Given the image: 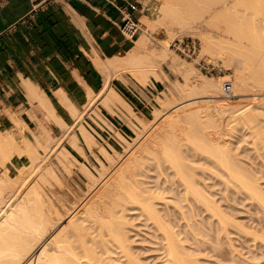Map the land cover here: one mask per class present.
Here are the masks:
<instances>
[{"label":"bare ground","instance_id":"obj_1","mask_svg":"<svg viewBox=\"0 0 264 264\" xmlns=\"http://www.w3.org/2000/svg\"><path fill=\"white\" fill-rule=\"evenodd\" d=\"M235 1L229 3V0H164L163 3L161 2L162 7H159L162 13L158 20L145 18L148 17L146 15L141 19V23L145 24L146 28L159 22L166 24V26L170 23L169 25H172V27L178 24L180 27L178 25L174 28L168 26L170 30L172 28L171 31L176 30L171 33L173 36L178 32H193L200 37L204 50H214L218 53L229 50L234 40L244 38V48L248 51L250 59L245 61L243 70L235 72V95L247 96L251 90L255 89H259L264 94V60L261 61L262 57L254 56V53L264 52V45L258 46L250 41L246 42V40L256 39L258 36H260L258 39L263 41L261 38L264 36V0H244L248 3H244L243 0H241L243 3L240 0ZM147 43L148 39L143 33L138 37L127 57L111 59L107 63L101 62L99 58H94L97 66L103 71L105 80L99 91L95 92L91 88L88 89V99L82 108H78L71 102L67 103L61 97V94L57 93L60 100L69 109L70 114L73 115L75 119L73 124L65 123L60 115L58 116L54 112L45 96L39 93L37 86H34L31 81L25 82L29 96L38 100L39 106L45 111L44 116L46 119L54 122L59 131L58 134H53L47 128L39 131V133L33 132L32 136L26 135V138L23 136L20 139L24 140V146H21L20 139L14 136L13 133L0 132V169L4 168L0 173V214H2L0 217V264H149L147 257H142L146 252L143 247H139L140 245L136 243L139 241L158 244L160 248L155 246L154 249L161 250L158 255L161 258L160 264H198L197 260L200 261V259H197V257L193 258L192 261H187L186 258L190 253L192 254L195 247L199 251L201 238L205 236V233L208 235L209 231L217 229L218 217L221 215L227 216V209L224 207L226 203L229 204L228 206L232 210L231 213H233V216H229V220L233 217L230 222L233 225H231V228H234V230L232 229L234 237L230 238V242L245 239L243 242L246 243L250 236L257 238L253 241L255 243L258 241V236L262 240H259L256 245H261L264 242V162H257V156L259 158L263 157L261 159L264 161V155H262L264 151L263 149L258 150V143H254L257 136L261 137L264 134V130L260 131V129H264L261 128L264 125V118L261 119L262 122L256 117L257 121L263 124L260 123L261 126H258L260 125L259 122H255L256 115L264 114V95L253 96L254 94L251 93V96H244L245 98L242 97V101H233L230 105L222 100L215 101V98L220 96L223 90L221 85L223 86L224 81H230V79L225 80V77L230 74L220 76L219 79L201 77L200 74L198 78H194L191 75L192 73L196 74L193 68L188 67L186 69L183 64L176 63V71L181 73L183 79L186 81L191 75L194 81L190 84L187 83L189 86L188 92L179 86L177 81V83L172 82L173 85L169 90L158 91L159 94L152 111L154 118L148 121L141 115L136 114L134 106L124 99L111 84L112 77L119 68L130 72L137 82L142 85L147 81L149 82V80L154 84L151 77L153 73L155 78H160L159 69L149 59L151 53H149L150 55L145 53L148 50ZM168 49L167 46H164V52L162 51L166 57H168ZM153 53L156 55V52ZM158 56L162 57V54ZM162 58L164 59V56ZM173 68L175 67L173 66ZM248 84H251L252 88H247ZM117 109L122 111L125 117L129 118V121L131 120L134 125L138 126L140 132L144 131V133L147 132V135L150 134L147 138L145 137L143 143L141 142L139 149H135L136 153L130 155L129 158L126 157L121 164L119 163L120 167L113 171L107 182L103 181L102 186L95 193L93 192V197L87 204H82V207L81 205L78 206L79 208L76 211L71 209V213L69 212L71 210H68L70 213L68 216L65 213L68 223L60 226L58 223L64 221L66 217L59 209L58 211L52 210L49 206L50 202L48 203V200L46 201L40 195L42 193L41 183L44 182V184L47 183L48 186H51L53 180L61 187V177L57 172L61 163L70 172H72L71 166L76 165L71 158L70 148H75L81 151L82 154L85 153V146L92 149L98 143L94 131L101 127L99 131L103 135L102 130L104 129L95 116L100 115L102 118V114L107 115L110 113L118 114L117 116L122 118ZM228 109L232 114L231 122L234 121L236 125L235 128V125H231L232 128L230 127L231 129L234 128V133L229 139L232 147L228 145L229 143H225L226 138H224L225 142L221 141V137L225 135V132L223 133L222 129H219L222 126L224 127L225 124L223 125L221 121H218L220 113L223 114ZM214 111H220L219 115H217L218 112ZM215 113L218 116L217 119ZM251 123H253V126L260 127V129L257 127L256 129L262 135L255 136L254 133L252 134L257 130L254 129L255 131H253L252 128L248 127ZM212 125L217 126L219 131L215 134L211 130L208 131L212 134L205 132L208 126L213 129ZM246 126L252 132L247 130ZM148 131L151 132L148 133ZM230 134L228 135L231 136ZM253 135L255 138H253ZM249 138L255 139L254 142H251ZM257 139L259 138L257 137ZM109 140L111 142L108 143L106 148L101 149L100 147L108 159H113L115 157L113 154L124 157V153L132 148L128 146L137 141L135 139L136 141L133 142L130 139L129 132L121 129L117 130V136ZM260 141L262 142L261 139ZM123 142L126 145L120 151L117 145L124 144ZM188 143H193L199 148L201 146L200 149L205 144L206 150L204 146L202 149L205 151L208 150L209 144L213 145L210 147L216 146L218 152L210 147L208 152L211 153L213 150L214 154L212 155L214 157L217 154L216 158H220V160L223 158L220 161L222 162L221 167L214 165L218 170L214 167V172L209 170L211 172L209 173L208 170H205L207 173L203 171L202 175L196 172L200 176H196L194 172L187 175V172L183 170L184 164L182 167L181 163L170 159L171 157L175 159L177 156L180 161L183 158L185 159L183 157L185 153H182L189 148L186 147L189 145ZM251 143L254 144L252 148L258 152V155H256V151L254 153L256 158L251 157V155L254 156V154H251L253 151V149L251 151ZM262 145H264L263 142ZM183 146L186 147L184 151L181 150ZM40 148L43 149V152H40ZM150 150L167 153L168 155H165L169 157L170 162L172 161L169 166L167 164L168 158L163 155L167 164L163 165L164 160L161 156L163 163L160 164V168L162 166H168V168L162 167L164 169L161 172L160 169L157 170L159 167L157 168V165H155L158 163L152 164V169L156 168L155 172L157 170L156 175L153 176L150 174V168L149 172L146 171V165L142 161L144 158L141 157L144 151L149 154ZM154 151L152 153H155ZM181 151L182 153H180ZM261 151H263L262 154ZM25 152H28V157L24 155ZM176 152H178V155ZM185 152H188V149ZM157 153L154 155L156 156ZM15 154L22 159V162L12 160V156ZM53 157H57L58 161ZM191 157L192 155H190ZM115 158L114 161L117 160ZM111 159L109 161L114 163ZM156 160L159 161L160 159ZM99 162L102 166L104 165L102 161L99 160ZM173 165H177V168L181 165V168L177 170ZM105 167L104 170H106ZM210 167L213 168V163H210ZM169 168L172 169V172L174 171L173 174L170 173ZM212 168L208 167L211 170ZM63 169H59V171ZM107 169L109 170V168ZM28 170H30L29 173L36 171L35 178L32 183H29L25 195L13 200L16 191L8 185V181L17 173L22 174ZM78 170L88 177L86 178L89 180L91 187L98 182L85 164H80ZM164 170H168V172L163 173ZM175 170L179 172L176 173ZM160 172L162 175H160ZM60 173L63 174L64 172ZM103 173L104 171L100 175ZM175 173L177 175L181 174V176L178 175L179 178H177ZM163 174L164 179L161 178ZM166 174L169 177H166ZM26 177L28 175H25ZM64 186L62 185L63 188ZM52 188L54 189L53 185ZM243 202L246 206L250 205L247 208L243 204L248 209L247 211L245 207V211L242 209ZM50 205L52 206L53 202ZM71 206L69 207L73 208ZM54 207L56 208V206ZM239 208L243 213L248 211L253 213L256 210L255 213L259 215L258 220L253 219V217L249 220L244 218L247 221L242 220L243 218L239 214L242 215L243 213H239ZM249 212L247 214H250ZM252 213L246 217H251ZM250 231H253V233ZM256 233L260 234L257 235ZM189 242L190 245H194L193 249L189 245L192 249L191 252L188 251L191 249L187 248L186 245ZM218 242V244L222 243L220 240ZM230 244L234 247V243ZM198 251L194 253L197 255ZM255 254L253 256L259 255Z\"/></svg>","mask_w":264,"mask_h":264},{"label":"rangeland","instance_id":"obj_2","mask_svg":"<svg viewBox=\"0 0 264 264\" xmlns=\"http://www.w3.org/2000/svg\"><path fill=\"white\" fill-rule=\"evenodd\" d=\"M143 4H144V6H145V9H143L142 11H139V12H137V16L139 17V19H140V25H141V30H140V32H139V34H138V36L134 39V45H135V43H136V40H138V37H140L143 33H144V35H146V37H147V39H148V43H147V49L148 50H146L145 51V53H151V55H150V57H149V59L152 61V63H154L155 64V67L156 68H158L159 69V72H160V78L158 79V78H155V75H154V73L152 74V78H153V82H154V84L151 82V80H149V82H151V83H149L148 81L147 82H145V83H143V85L141 84V83H138L137 82V80L135 79V77H133L132 75H131V73L130 72H128V71H123V68L122 69H117L118 71L115 73V75L113 76V77H115V78H118V80H120L121 81V83L124 85V89H126L127 91H129V93L133 96V98L136 100V101H138L140 104H142V103H144V105L142 104V106H145V108L148 110V113L146 114V116H143L142 115V110H141V108L140 107H137V104H135V103H132L130 100H132L131 98L129 99V97H127V96H124V94H123V91H121V89H118V88H116V87H114L113 85V87L117 90V92L121 95V96H123L124 97V99H126L131 105H133L134 106V108H135V110H136V114H138V115H141L144 119H146V120H152L153 118H154V113H152V111L154 110V107H155V101H156V98H157V96H158V94H159V92H162L163 90H169L170 88H171V86L173 85L172 84V82L173 83H177V82H179V83H177L179 86H181L186 92H188V89H189V86H188V84H190L192 81H194V80H192V77H191V75H193V77L195 78H198V76H200L201 75V77L202 76H205L206 78H216V79H219V77L220 76H225V75H229V76H227V77H225V80L226 79H230V81L232 82V85H233V91H232V93H230V94H226L225 92H223V90H222V92L220 93V96H218V97H216L215 98V101H220V100H222V101H225L227 104H231L233 101L234 102H237V100H238V102L239 101H242V97H244V96H237V95H235V90H236V88H235V72L236 71H241V70H243V67H244V63H245V61H249V59H250V57H249V54H248V51L244 48V43H245V39L244 38H241L240 40L239 39H236V40H234L233 41V44L231 43V45H232V47L229 49V50H226V51H223L222 53H218V52H216V51H206V50H204V47H203V45H202V41H201V39H200V37L197 35V34H194L193 32H178V33H175L174 34V36L171 34V33H173V32H175V31H171L172 30V28H174L175 26L177 27V25L178 24H176L175 26L173 25V27H172V25H169L170 23H168L167 24V26H166V24H163L162 22H159V23H157V24H155V25H153V26H151V27H147L146 28V26H145V24H142L141 23V19L144 17V16H148V17H145V18H148V19H150V20H154V21H157L159 18L158 17H160L161 16V13H162V11H160L161 9L159 8V7H162V3H163V1L164 0H140ZM228 1V0H227ZM230 1L232 2L233 0H229V3H230ZM235 1V0H234ZM239 1V0H238ZM244 1V0H243ZM147 2V3H146ZM162 2V3H161ZM240 2H242L241 0H240ZM240 2H238V3H240ZM247 3H248V1H246ZM245 1H244V3H246ZM233 3V2H232ZM243 3V2H242ZM214 4V3H213ZM216 4V3H215ZM235 4H236V1H235ZM233 5V4H232ZM216 6V5H215ZM234 6V5H233ZM150 7V8H149ZM158 7V8H157ZM154 11H155V14H154ZM160 13V14H159ZM151 14V15H150ZM154 15V16H153ZM158 15V16H157ZM156 17V18H155ZM157 19V20H156ZM168 26H170V27H172L171 28V30L169 29L170 27H168ZM167 27H168V30H167ZM178 27H180V25H178ZM180 29V28H179ZM193 33V34H192ZM169 34V35H168ZM172 35V36H171ZM180 37H190V38H194V39H196L197 40V42L199 43V51L197 52V54L194 56V57H192V58H185L183 55H180L177 51H175L174 49H173V47L171 46V43H172V41H173V39H175V38H180ZM258 37H260V36H258ZM258 37H256V39L254 38H250V40H246V42L247 41H250L251 43H255V44H257L258 46L259 45H264V36H263V38H261L263 41H261L260 39H258ZM172 39V40H171ZM168 43V44H167ZM259 43V44H258ZM155 46V47H154ZM164 46H167V48H169L168 49V52H167V56L168 57H166V55H164L163 53H162V51L164 52V50H163V48H164ZM159 49V50H158ZM152 50V52H150ZM154 50V51H153ZM153 52H156V55H155V53H153ZM159 52V53H158ZM171 52V53H170ZM260 52V51H259ZM259 52H257V53H254V56L255 57H262L260 60L261 61H263L264 60V52L263 53H259ZM162 54V57L164 56V59L161 57V56H158V55H161ZM158 56V57H157ZM156 57V58H155ZM159 57H161V58H159ZM174 58H175V60H174ZM154 59V60H153ZM158 60V61H157ZM174 60V61H173ZM154 61V62H153ZM199 62H200V64H202L203 62H210V63H213L214 65H216L217 66V71L215 72V73H205L204 71H201V68H200V65H199ZM176 63L177 64H183V66L187 69L188 67L190 68V69H194V71H195V73L196 74H194V73H192L191 75H190V77H189V79H186V81H185V79H183L184 77H182V75H181V73H179L178 71H176L177 69H176V67H177V65H176ZM157 64V65H156ZM172 64V65H171ZM171 65V66H170ZM173 66L175 67V68H173ZM187 66V67H186ZM162 67V68H161ZM174 69H175V71H174ZM193 71V72H194ZM119 72V73H118ZM244 72H246V71H244ZM247 73V72H246ZM200 74V75H199ZM246 75H248V74H246ZM112 77V78H113ZM125 78V79H124ZM188 80V81H187ZM177 81V82H176ZM185 81V82H184ZM220 81V80H219ZM221 81H222V79H221ZM183 83V84H182ZM188 83V84H187ZM153 86V87H152ZM169 87V88H168ZM247 88H252V86H251V84H248L247 85ZM221 89H222V85H221ZM254 89V88H253ZM159 91V92H158ZM242 92H245V91H242ZM247 92V91H246ZM250 94L252 93V95L253 96H262V95H264V94H262L261 93V91H259V89L258 90H251L250 92H249ZM202 94V93H201ZM208 94V93H207ZM247 95V96H245V97H248V96H251V95ZM203 95H205L204 93H203ZM200 96V95H199ZM143 97L145 98V100H144V102H142V100L141 99H143ZM241 97V98H240ZM244 97V98H245ZM239 98V99H238ZM151 100V101H150ZM181 100H184V99H181ZM185 100H186V98H185ZM146 102V103H145ZM153 102V103H152ZM118 110V109H117ZM119 111V113L122 115V118L121 117H118L117 115H114V114H110V113H108L107 115H104V114H102L103 116H102V118H101V116L100 115H96L95 117L97 118V121L100 123V124H102V126L104 127V129L102 130V133H103V135L105 136H103V135H101V133H100V131H99V129L101 128V127H99V129L97 130L96 129V131H94V133H95V135H96V138H98L97 140H98V143L96 144V145H94L93 147H92V149L90 148V147H88V146H85V153H83L82 154V152L81 151H79V150H77V149H75V148H70V150H71V153H72V159H73V161L75 162V164L76 165H73V166H71V171L72 172H70V171H68L67 169H66V167H64V165H62V163H61V166H60V168L59 169H66V170H60L59 171V169H57V172H58V174H59V176L61 177V181H62V185L64 186V188L62 187V185H61V187H60V185L56 182V181H53L52 180V185L54 186V189L52 188V185L50 186H48L47 185V183H45L44 184V182H42L41 183V180L39 179V177H38V180L40 181V183H41V190H42V193L40 194L43 198H45L46 199V201L48 200V203L50 202L51 204H52V202H53V207L50 205V203H49V206L51 207V209L52 210H57L58 211V209H59V211L60 212H62L63 214H64V217H66V214H67V216H68V214H70L71 212H72V210L73 211H76V209L77 208H79L80 207V205H81V207H82V204H87L91 199H92V195L95 193V191L100 187V186H102V184L104 183V182H107V179H109V177H110V175L113 173V171L115 170V169H117L118 167H120V164H121V162L127 157V158H129V156L130 155H133V153H136L137 151L136 150H138L139 149V146H141V144L145 141L144 139H145V137L147 138L148 137V135L150 134L149 132H151V131H148V135H147V132L146 133H144V131L142 132H140L139 131V128H138V126H136V125H134V123H132L131 122V120L129 121V118L128 117H125V114L122 112V111H120V110H118ZM214 112H216V111H214ZM213 112V113H214ZM218 112V113H217ZM216 113H217V115H219V113H220V111H217ZM216 113L214 114L215 116H216V119H217V115H216ZM224 114V115H223ZM220 113V115H219V117H222V118H220L219 119V117H218V121H221L222 122V124L224 125V127L222 126V128H220L219 130H221L222 129V131H223V133L225 134V135H223L222 137H221V141L222 142H225L226 140V144H228L229 143V139H231V137H232V134L234 133L233 131H234V128L236 127V125H235V123H234V121H233V123L231 122L232 121V118H231V116H232V114H231V112H230V110L228 109V110H226V111H224V113ZM231 114V115H230ZM262 114H260V115H256L255 116V119H256V117H257V119L259 120V121H262L263 122V118H264V114L261 116ZM101 118V119H100ZM128 118V119H127ZM257 119L255 120V122H259V121H257ZM261 119H263V120H261ZM217 121V122H218ZM224 121V122H223ZM255 122H253V123H255ZM129 125H128V124ZM232 123V124H231ZM253 123H251V124H249V126L248 127H250V128H252V130L253 131H255V130H257L256 129V127H257V125L256 126H253ZM261 122H259V124H260ZM109 124V125H108ZM262 124V123H261ZM261 124L260 125H258V126H261ZM264 124V123H263ZM262 124V125H263ZM216 125V124H215ZM231 125H235L234 126V128L233 129H231L232 128V126ZM213 126V125H212ZM246 126V129L247 130H250V129H248V127ZM210 126H208L204 131L205 132H207V133H211L212 134V132H213V134H215L216 132H218L219 130H218V128H217V126L215 127V126H213V129L210 127ZM217 128L216 130H215V128ZM231 127V128H230ZM254 127V128H253ZM131 128H133V129H131ZM224 128V129H223ZM258 128V127H257ZM261 128H264V125L263 126H261ZM118 129H121V130H127L128 132H129V135H130V139L134 142V140L135 139H137V141H136V143L134 142L133 143V145L131 144V145H129L128 147H132L131 149L129 148V153L128 152H125L124 153V157L122 156V157H118L117 156V154H113V156H115V157H118V158H115V159H117V160H113V159H111V160H113V162L114 163H112V161H109L110 159H108L107 158V156L102 152V148L104 149V148H106L107 147V145H108V143L109 142H111L109 139L111 138V139H113L114 138V136H117V130ZM255 129V130H254ZM258 129H260V127L258 128ZM152 130V129H151ZM208 130H211L212 132H209ZM215 130V131H214ZM232 130V131H231ZM263 131L264 129H260V131ZM31 131V130H30ZM37 130H34V131H31V134L30 135H28V136H32L34 133H38V132H36ZM42 131V130H41ZM50 132H51V130H49ZM58 131H59V129H58V127H57V130H56V132H55V134H58ZM251 131V130H250ZM261 131V132H262ZM34 132V133H33ZM252 132V131H251ZM261 132H259L258 130H257V132L255 131V132H252V134L254 133V135L255 136H257L258 134L259 135H262V134H260ZM138 133V134H137ZM139 133H140V135H139ZM231 133V134H230ZM257 133V134H256ZM228 134H230L231 136H229ZM137 135H139V136H137ZM254 135H253V138H255L254 137ZM137 136V137H136ZM251 136V135H250ZM24 137L26 138L27 136L26 135H24ZM133 137V138H132ZM139 137V138H138ZM257 137L259 138V139H257ZM256 137V140L255 139H253V140H255V142L252 140V138H249L250 140H251V142H254V143H258V150H262L263 149V151H264V148H260V147H264V145H262L261 146V144H262V142L264 143V134H263V136H257ZM224 138H226V140H224ZM260 139L262 140V142L260 141ZM259 140V141H258ZM257 141V142H256ZM23 142V143H22ZM142 142V143H141ZM261 144H260V143ZM19 143L21 144V146H24V140H21L20 139V141H19ZM124 143V142H123ZM140 144V145H139ZM189 144V145H188ZM188 144H186V145H188V146H186V147H189V148H187L188 149V152H185V151H187V149L185 150V148H184V146L183 147H181V150H185L183 153H182V151L180 152V153H182V154H186V156L188 155V157H186L185 156V154L183 155V157H185V159H187V160H185L184 158H183V162L182 161H180V160H178L177 159V153L178 152H176V154L177 155H175V154H172V155H175V156H177L175 159H172V157H171V159L170 160H172V161H177V163L179 162V163H181V165H182V167H183V164H184V168H183V170H185L187 173V175L190 173L191 174V172H194V173H196V172H198L199 174H203L204 172L203 171H207L208 170V172H209V170L210 171H212V172H214L213 171V169H214V165H216L217 167H221V163L222 162H220V161H222L223 160V158L220 160V158L218 159V158H216L217 157V154H216V157H214V155H212V154H214L213 153V150L211 151V153L210 152H208V150H209V147L210 146H213V145H211V144H209V147L207 148L208 150L207 151H205L206 149H205V147L206 146H204V145H202L201 143H198V144H200V145H202V149H203V146H204V149L205 150H202V149H200L201 148V146H200V148H199V146H196L195 144H191V143H188ZM197 144V145H198ZM126 144L124 143V144H120V145H117V148L118 149H120V151H121V149L123 148V146H125ZM228 145H231L230 143L228 144ZM254 144L253 143H251L250 144V147H251V151H252V146H253ZM249 146V145H248ZM100 147H101V149H100ZM127 147V148H128ZM216 146H214V147H210V148H214L215 150V152H218L217 150H216V148H215ZM230 147H232V145L230 146ZM247 147V146H246ZM249 147V148H250ZM255 147V146H254ZM192 148V149H191ZM256 148V147H255ZM42 148H40V152H43V149L41 150ZM91 149V150H90ZM100 149V150H99ZM136 149V150H135ZM190 149V150H189ZM102 153H101V152ZM154 151V150H153ZM152 150H150L149 151V154L146 152V151H144L145 153H147V154H145L144 152L141 154L142 156V158H144V160L142 159V161H143V164L144 165H146V168H145V166H143L145 169H146V171H148L149 170V168L151 169V171H152V173H151V171H150V174L153 176V175H156L155 173H157V170H161V172H162V170L164 169H162V167H166V166H162L161 168H160V164L161 163H163V160H164V158L166 157V158H168L167 159V164H172L170 161H169V157H167L165 154H167V153H159L158 151H154L155 153H157L156 154V156L154 155L155 153H152L153 152ZM250 151V152H251ZM254 151V152H253ZM253 153L251 152V154H254L255 153V151L257 152V150H255V149H253ZM263 151H261L260 153L262 154L263 153ZM95 152V153H94ZM151 152V153H150ZM191 152V153H190ZM175 153V152H174ZM143 154H145L144 156H143ZM24 155L26 156V157H28V152H25L24 153ZM96 155V156H95ZM127 155V156H126ZM163 155H165V157L163 156ZM168 155V154H167ZM171 155V156H172ZM181 155V154H180ZM179 155V156H180ZM190 155H192V157L190 158ZM256 155H258V152H257V154ZM256 155L254 154V156L253 155H251V157H255L256 158ZM262 155H264V153L262 154ZM262 155H260V156H262ZM74 156V157H73ZM96 158H95V157ZM145 156H147V157H145ZM161 156H163V160H161L162 158H161ZM175 156H173V157H175ZM150 157V158H149ZM218 157H220L219 155H218ZM53 158H55V160H57L58 161V159H56L57 157H53ZM149 158V159H148ZM189 158H190V160H189ZM255 158H252V159H254V160H256ZM261 158H263V157H261ZM261 158H259V156H257V159H258V161L257 162H264ZM77 159V160H76ZM146 159V160H145ZM156 159H160L159 161L158 160H156ZM180 159H181V157H180ZM12 160L14 161V162H22V159H20L19 157H18V155L17 154H15V155H13L12 156ZM99 160L100 161H102V164H104L103 166L105 167V169L106 170H104V167L101 165V163L99 162ZM259 160H262V161H259ZM78 161V162H77ZM109 161V162H108ZM155 161H157V162H155ZM166 159L164 160V163H163V165H165L166 164ZM187 163H186V162ZM116 162V163H115ZM152 162V163H151ZM225 162V161H224ZM120 163V164H119ZM155 163H158V164H155ZM175 164H176V162H174ZM185 163H186V165H185ZM210 163H213V168L212 167H210ZM80 164H85L88 168H89V170L91 171V173L93 174V176H95L94 178H96L97 179V183H95L94 185H92L93 187H91L90 186V182H89V180L87 179L88 177L85 175V174H81V171L80 170H78V167H80ZM152 164H155V165H157V170H156V172L154 171L156 168H154V170L152 169ZM166 164V165H167ZM170 164H169V166H170ZM162 165V164H161ZM181 165H179V168H181L180 166ZM207 165H208V167L209 168H212V170L211 169H208V167H207ZM95 166V167H94ZM108 166H111V167H108ZM117 166V167H116ZM148 166H150V167H148ZM172 166V165H171ZM174 166V165H173ZM177 165H175L174 166V168L176 167ZM211 166H212V164H211ZM63 167V168H62ZM116 167V168H115ZM154 167V166H153ZM102 168H103V170H102ZM107 168H109V170L107 169ZM114 168V169H113ZM142 168V167H141ZM148 168V169H147ZM168 168V166L165 168V169H167ZM171 168V167H170ZM169 168V171H170V173L172 172V169H170ZM179 168H175V169H179ZM101 169V170H100ZM215 169H217L218 170V168H216L215 167ZM4 170V168H1L0 169V173L2 172ZM100 170V171H99ZM144 170V169H143ZM177 170H175L176 171V173H178L177 172ZM67 171V173H65ZM102 171H104V173L103 174H101L100 175V173H102ZM165 171V170H164ZM163 171V173H166V171L168 172V170H166L165 172ZM180 171L182 172V170L180 169ZM185 171H184V174H185ZM205 171V172H206ZM30 172V170H28V171H26V172H24V173H17L14 177H11V179L8 181V185L9 186H11V188L12 189H14L15 191H16V193H15V196H14V198H13V200H17V199H19L22 195H25V192H26V190H27V188H28V185H29V183H32V181H33V179L35 178L34 176H35V173H36V171H33V173H29ZM60 172H64L65 173V175H64V173L62 174V173H60ZM149 172V171H148ZM160 172V175H162V173ZM174 172V171H173ZM173 172L171 173V174H173ZM203 172V173H202ZM70 173V174H69ZM175 173V175H177ZM207 173V172H206ZM209 173H211V172H209ZM149 174V175H150ZM171 174H170V176H171ZM183 174V175H184ZM199 174H197L196 173V176H198ZM25 175H28V177H26L25 178ZM64 175V176H63ZM103 175V176H102ZM167 175V174H166ZM178 175H180L181 176V174H178ZM177 175V178H179V176ZM194 175V174H193ZM99 176H100V178H99ZM102 176V177H101ZM200 176V175H199ZM87 177V178H86ZM166 177H169V175H167ZM175 177V176H174ZM184 177H185V175H184ZM187 177V176H186ZM193 177V176H192ZM161 178H165L164 177V174H163V177L161 176ZM182 178V177H181ZM104 181V182H103ZM103 182V183H102ZM44 184V185H43ZM46 185V186H45ZM48 186V187H47ZM49 187H51V188H49ZM48 188V189H47ZM58 190H57V189ZM51 189V190H50ZM56 189V190H55ZM53 190V191H52ZM46 192V193H45ZM56 192H59V193H56ZM94 192V193H93ZM55 193V194H54ZM47 195V196H46ZM57 197H55V196ZM58 195V196H57ZM55 197V198H54ZM50 199H52V200H50ZM67 200V201H66ZM52 201V202H51ZM64 202H65V204H64ZM72 203H73V205H72ZM226 203V202H225ZM55 204V205H54ZM243 204H245L244 202L242 203V205ZM66 205V206H65ZM72 205V206H71ZM229 205V204H228ZM227 205V203L226 204H224V207L227 209V212H226V217L225 216H219L218 217V220H217V229L216 230H212V231H209L208 232V235L205 233V236H203L202 238H201V245L199 246L200 247V249H199V251L196 249V247L194 248L195 250L192 252V254L190 255H188V258H186V260L187 261H192L193 260V258L195 259L196 257H197V259H200V261L199 260H197L198 261V264H264V242L260 245V244H257L256 245V243H259V240L260 241H262L261 239H259V236H258V241H256V243L255 242H253V241H255L257 238L256 237H254V239L253 240H251V238H253V237H251L250 236V239L249 240H247V241H249L248 242V244H251V245H249L248 246V244H247V241H246V243L245 242H243L244 240L242 239L241 241H238V242H235V241H231L230 242V238H232V237H234V234H233V230H234V228H231V225H232V223L230 222L231 220H232V218L233 217H231V219L229 220V216H233V213H231L232 212V210H231V208L229 207ZM241 205V204H240ZM47 206H48V204H47ZM54 206H56V208L54 207ZM69 206H71V207H73V208H70ZM79 206V207H78ZM227 206V207H226ZM239 206V205H238ZM245 206H246V204H245ZM244 205L241 207L242 209H243V211H245V208L247 207V208H249V206L250 205H247L246 207H245ZM240 207V206H239ZM245 207V208H244ZM70 208V209H69ZM230 208V209H229ZM241 208H239L240 210H241ZM246 208V211L248 210ZM72 209V210H71ZM67 210V211H66ZM68 210H71V211H69L68 212ZM78 210V209H77ZM231 210V211H230ZM239 210V213H241L242 212V210L240 211ZM254 210V209H253ZM226 211V210H225ZM252 211V210H251ZM256 211V210H255ZM255 211L253 212L254 214H256L255 213ZM249 212V211H248ZM248 212H242L243 214L241 215V214H239L240 216H242V220H244V218H246L247 220H249V219H251L252 217H253V219H257L258 220V218H259V215L258 214H256V215H258V216H256V215H254L252 212H249L250 214L252 213V216L251 217H246V216H250V214H247ZM257 212V211H256ZM66 213V214H65ZM229 214V215H228ZM1 215L2 214H0V217H1ZM256 217V218H255ZM244 220V221H247V220ZM233 222V221H232ZM68 223V219H67V217L64 219V221H62L61 223H58V225L60 224V226L62 225H66ZM233 226V225H232ZM233 229V230H232ZM231 230V231H230ZM232 232L231 234H230V232ZM53 232V231H52ZM251 233H253V231H250ZM233 234V235H232ZM257 234V233H256ZM260 233H258L257 235H259ZM207 235V236H206ZM230 235H232L231 237H229ZM250 235V234H249ZM256 235V236H257ZM260 236H262V235H260ZM229 237V238H228ZM249 237V236H248ZM256 238V239H255ZM139 239V238H138ZM263 239V238H262ZM221 241L222 243L221 244H218L219 242L218 241ZM251 240V241H250ZM264 240V239H263ZM139 242H141V243H139ZM139 242H136V243H138L137 245L139 246V247H143V249L145 250V252L146 253H142L143 255H142V257H147V262L150 264H158V262H159V264H160V262H161V258H160V256H158L160 253H161V250H156L157 248H155L154 249V247L156 246V247H159L158 246V244L157 245H155V244H151V243H147V241H143V243H142V241H139ZM230 243H234L233 244V246L234 247H232V244H230ZM245 245H244V244ZM255 244L254 246H253V244ZM144 244V245H143ZM235 244H236V247L238 246H240L239 248L237 247H235ZM146 245V246H145ZM150 245V246H149ZM186 245H187V248H189V249H191L190 248V246L192 247V249H193V247H194V245L192 246V245H190V242L189 243H186ZM190 245V246H189ZM244 245V246H243ZM160 246H161V244H160ZM189 246V247H188ZM144 247H146V248H144ZM147 247H149V248H147ZM199 247H197V248H199ZM160 248V247H159ZM232 248H233V250H232ZM234 248H235V250H237L236 252H233V251H235L234 250ZM147 249V250H146ZM150 249V250H149ZM154 249V250H153ZM192 249L191 250H188V251H192ZM239 249V250H238ZM143 250V251H144ZM156 250V251H155ZM157 251H158V254H157ZM187 251V253H189ZM199 252L197 255H196V253H194V252ZM239 251V252H238ZM257 252V253H256ZM259 252V253H258ZM256 253V254H255ZM155 254H157V255H155ZM252 254V255H251ZM258 255V256H253V255ZM148 255V256H147ZM153 257H154V259H153ZM253 257H254V259H253ZM255 257H256V259H255ZM151 258V259H150ZM196 261V262H197ZM156 262V263H155ZM162 264V263H161Z\"/></svg>","mask_w":264,"mask_h":264},{"label":"crops","instance_id":"obj_3","mask_svg":"<svg viewBox=\"0 0 264 264\" xmlns=\"http://www.w3.org/2000/svg\"><path fill=\"white\" fill-rule=\"evenodd\" d=\"M31 7L30 0H8L0 10V132L19 139L34 130H57L38 100L29 96L26 81L37 86L65 123L73 124V115L57 93L82 108L88 89L99 91L105 80L94 58L103 63L122 59L134 45L116 25L123 9L110 0H48L35 19L19 21ZM111 84L146 116L144 103L136 101L118 78Z\"/></svg>","mask_w":264,"mask_h":264},{"label":"built area","instance_id":"obj_4","mask_svg":"<svg viewBox=\"0 0 264 264\" xmlns=\"http://www.w3.org/2000/svg\"><path fill=\"white\" fill-rule=\"evenodd\" d=\"M32 2V7L27 15L21 17L19 21L24 22L26 19H35L38 14V10L42 8L48 0H30ZM112 3L119 5L122 10V16L120 21L116 23L119 31L123 34V36L130 40L134 41V39L138 36L141 25L140 19L137 16V12L145 9L144 4L140 0H110ZM8 0H0V10L5 7ZM171 46L175 51H177L180 55H183L185 58L194 57L199 51V43L196 39L190 37H180L173 39ZM201 71L205 73H215L217 71V66L210 62H203L200 64ZM223 91L226 94L232 93V84L230 81H224L222 86Z\"/></svg>","mask_w":264,"mask_h":264}]
</instances>
